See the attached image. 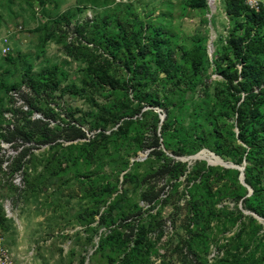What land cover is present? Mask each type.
I'll use <instances>...</instances> for the list:
<instances>
[{"label":"rangeland","instance_id":"rangeland-1","mask_svg":"<svg viewBox=\"0 0 264 264\" xmlns=\"http://www.w3.org/2000/svg\"><path fill=\"white\" fill-rule=\"evenodd\" d=\"M227 2L0 0V264H264V24Z\"/></svg>","mask_w":264,"mask_h":264},{"label":"trees","instance_id":"trees-1","mask_svg":"<svg viewBox=\"0 0 264 264\" xmlns=\"http://www.w3.org/2000/svg\"><path fill=\"white\" fill-rule=\"evenodd\" d=\"M264 2V1H263ZM37 7V6H36ZM35 7V8H36ZM39 8L37 7V10ZM247 10L248 11V17L251 21V23H255L256 25L260 26L264 24V3H261L258 10L250 9L243 0H228L226 11L228 13L237 14L240 10ZM232 47L234 48L235 55L240 58V61L242 62L241 71L243 74L248 70H253L255 65L250 62V60L253 58L254 55H257L261 53L264 50V39L256 38V37H249L248 39H243L242 37H237L236 39H232ZM193 56H198L197 51L195 50L193 52ZM10 59V57H8ZM246 75V74H245ZM253 78V77H250ZM251 82V79H250ZM246 83V82H245ZM0 86H3L5 89L14 88V85L5 86V84L1 83ZM254 103L253 99L250 96L246 97V100L241 105L240 109L247 105V103ZM244 129H242V134H240V140L241 141H247L245 134H250L251 132H255L256 130L248 131L247 133L243 132ZM83 132L76 128V131L73 135L70 136V138L75 136H82ZM14 138V133L10 132L7 136H5V140L11 141ZM158 144L157 138L154 139L153 146ZM174 154H182L183 152L178 150H172ZM159 152V151H154ZM191 152V151H190ZM172 160V159H171ZM239 171V170H238ZM244 182L246 181V175L243 178Z\"/></svg>","mask_w":264,"mask_h":264},{"label":"water","instance_id":"water-1","mask_svg":"<svg viewBox=\"0 0 264 264\" xmlns=\"http://www.w3.org/2000/svg\"><path fill=\"white\" fill-rule=\"evenodd\" d=\"M207 150V149H206ZM202 150H200V151H198V152H196L195 154H192V155H189V156H187V157H185L184 159L186 160V159H196V158H203L202 156H200L199 155V153L201 152ZM209 151V150H208ZM211 153H213V152H211ZM217 156V155H216ZM220 158V157H219ZM205 159V158H204ZM221 159V158H220ZM222 160V159H221ZM210 163V162H209ZM223 166H225V167H234V168H237L238 170H239V181L241 182V183H243V184H245V182H244V175H243V166H237V165H235V164H233V163H228V162H225V161H223ZM251 188L249 187V190H250ZM254 215H256L257 216V214H254ZM258 217V216H257Z\"/></svg>","mask_w":264,"mask_h":264},{"label":"bare ground","instance_id":"bare-ground-1","mask_svg":"<svg viewBox=\"0 0 264 264\" xmlns=\"http://www.w3.org/2000/svg\"><path fill=\"white\" fill-rule=\"evenodd\" d=\"M213 2L214 0H208V4L209 6H213ZM213 8V7H212ZM202 155H205L206 157H208L210 162H213L215 164H222L223 165V160H221L218 156H216L214 153H211V151H208L206 149H202V151L200 152ZM199 153V155H200ZM201 156V155H200ZM203 157V156H202ZM256 216V215H255Z\"/></svg>","mask_w":264,"mask_h":264},{"label":"built area","instance_id":"built-area-1","mask_svg":"<svg viewBox=\"0 0 264 264\" xmlns=\"http://www.w3.org/2000/svg\"><path fill=\"white\" fill-rule=\"evenodd\" d=\"M243 1L250 9H253L255 11L258 10V8L260 6L259 0H243ZM36 10H37V7H36ZM8 32H10V30H8ZM7 36H8V34H6L4 37L5 41L7 40ZM8 49H9V47L6 45L3 47L2 52L5 54L8 51Z\"/></svg>","mask_w":264,"mask_h":264}]
</instances>
